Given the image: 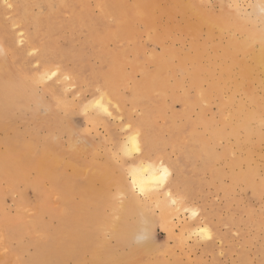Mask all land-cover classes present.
Masks as SVG:
<instances>
[{
    "label": "bare ground",
    "instance_id": "bare-ground-1",
    "mask_svg": "<svg viewBox=\"0 0 264 264\" xmlns=\"http://www.w3.org/2000/svg\"><path fill=\"white\" fill-rule=\"evenodd\" d=\"M24 1L25 0H8L7 3L12 5L11 8H14V11L16 12L15 16L17 17L18 22H20L21 18L23 20L21 22L23 23H26L30 20L32 22L34 18L33 15L27 13L26 17L28 19H25V16L21 14L22 7L24 6ZM92 1L94 3L93 5H95L99 10V20L94 21V19L92 20V17L88 15L90 0H81V4L79 3V5L77 4L78 6L75 5V7H79V11L81 12H86V14L88 13V19L86 18V20L80 22V26L85 27L84 30L85 34L88 36V42L93 46L92 52L100 62V65L97 66V69L95 67V70L102 71L109 69L112 72L108 75L97 73V76L91 79L90 77L82 78L78 75L76 76L83 81L91 80L90 82L92 83L93 87L99 88L97 89L99 93L98 96L94 100H91L90 104H92L96 99H99L101 94H103V103L108 107L109 112H111V107H121H119L121 97L118 91V87L125 86L126 82L130 80V76L126 73L124 69L126 63H128L126 56L128 53V48L126 46L128 35L131 33H138V26L141 24L145 29V33L147 31L148 38L156 41V39H158V36L156 35L158 29H161L165 33L169 34L172 29L177 28V26H179L175 23L173 16L174 12L177 11L184 20L182 30L188 33V44L190 50L185 51L183 49H180L179 51H169L167 47H163V54H157L153 56L154 68L150 70L145 65H143L139 49L136 48V50H134L135 58L132 61H129V63L131 64L132 69L141 71L143 73L142 80L131 85V87H134L132 90V97L138 96L141 91H144L142 97L146 103H143L142 108L147 111L151 108V104H148V102L149 100H152L150 98V95L152 93L158 94V98L156 99L158 100L157 105L161 103L162 100L164 101L165 96H170L171 100L180 101L184 110V115L182 117L184 119V124L174 125L176 121L173 124H170L171 132L168 131V133H170L169 136H167L166 139H162V137H159L160 131L155 129L156 126L159 124L155 126V130L151 128V121L153 122V119L159 114L144 113L140 116V118H138V120L135 121L133 126L134 128H132V130L133 132L139 131L140 144L143 143L144 147L146 146L147 150L145 152L142 151V153L136 158V162L129 163L127 169L128 174L133 168L146 167L148 165L157 167L162 164L169 170L170 175L165 184L160 188L153 189L148 198L139 196L138 193L136 194L132 191V177L130 175L129 185L131 188H129V185H125L126 183L124 182V180L122 182V177L118 180L117 188L118 186L122 187L120 193L125 196L126 204H120L122 202L117 203L115 199L112 201L111 204L110 200L109 204L111 206L110 208L113 210V214L108 217H105L104 214L103 216L101 215L102 217H97L98 229H96L100 230L101 233H104L105 231H107L106 228H109L111 236L109 235V238L106 239H110V237H113V243L109 241L110 244H108L106 241H103L102 237L94 238L95 235L93 236V234L91 236L85 232H72L66 229L65 227L59 229V224L55 225V227L53 226L52 228H49L47 223H43L44 219L46 218L43 217L44 219L41 218L39 220L37 219L36 221V217H33V220L31 221L28 219V221H30V223H28L29 228H31V230L33 228L35 232V226H37V232L40 235H45L48 238L53 234V237L51 243L43 244V240L41 239L39 242L36 241L37 243H34L33 245L34 250L31 248L33 252L27 257H25L26 259L23 263L26 264H67L68 261H71L72 264H153L152 258L156 255L153 252L154 244L148 232V222L151 221L153 216L151 213L148 212L149 210L146 211L143 202L145 200L154 201L160 207V214L158 216V219L169 232L172 231L173 225L171 223L172 217L170 214V212L172 211L170 209L172 207L171 205H173L176 209L179 210L187 209L189 212V217L192 219L191 222L186 221L182 223L180 233L183 234L186 232L188 234H192L194 232L200 231L198 229H205L206 226H200L201 228L196 226L200 221V217H197L200 215V208L194 205L190 206L189 204H187V202H185L186 198L184 197L185 195L182 193L184 190L183 187L185 188L186 186H184L183 183L184 181L182 179L181 168L174 166L173 161L171 163L170 161L166 160V158L162 159L157 157L155 159V157L151 158V156L149 155L153 151L152 149H155L153 144L156 143V141L158 140L161 142L162 145H170L172 148L181 150L183 153H185V155L187 153H196L197 149H199V157L201 159L203 158L207 160L209 155L206 154L207 151L205 147L209 148L208 141L219 143L222 139H224L225 145L223 146V150L225 152H230L233 149L239 152H243V154H235L232 163L234 165H244V170L234 172L232 174V178L235 181H243L244 184H246L247 186L256 185V188L258 187L259 190L264 189V177L261 178L258 183H253L252 177L255 174L257 165L254 163L253 167L250 164L251 161L254 162L255 160H260L262 163H264V150H262L261 146L262 144H264V83L262 81V78L264 76V0H245L247 4H250L249 9L240 7L237 4L238 0L237 2L236 0H217L220 6V10L218 12L215 11L211 5L207 4V0ZM227 1H230V5H227ZM71 3L72 2L70 0H47L44 4H41V7L44 8V10L48 7V11L50 10V12L54 10L50 18V24H52L53 27H57L59 25V27L70 26L71 29H75V24L79 23L71 22L70 19H64L65 17L62 19L57 15V12L59 13V10H62V8L65 9L66 12L70 9V7L72 8ZM164 15L167 16V21L162 22V17ZM190 17H194L196 21H190ZM201 27H204L205 29H201ZM38 30L39 29L30 32L28 35H26V37H24L28 42L36 43L35 35L39 34L37 33ZM70 36L68 34V39ZM215 36L224 37L226 42L221 45H219V43L216 41L212 42L211 39H213V37ZM68 39L65 40L67 41ZM136 39L137 36L131 38V40ZM108 41H113V43L119 44L118 51H112L108 49ZM219 48L221 49V53H217ZM40 49L41 51L38 58L40 60L39 63L41 64V69L39 68L37 71L35 70L36 72L33 73L26 72L25 70H19L18 72H16L13 68L15 63L14 65L10 63L12 56H10L7 51L6 39L0 37V55H2L0 57V91H3L7 94V99H5L6 97L4 99H0V116L6 117L7 113L12 109L17 110L18 108L20 109L21 107H23V104L25 102H22V98L25 97L27 91L25 90L26 93H24L25 95L23 94L24 96L22 95L23 97L21 98L20 93H22V90L21 92L19 91V86L22 85L17 83V81H19L20 79L24 80V82H26L27 86L29 87H37L38 83H43V81L46 79V76H51L52 72H57L56 77L58 78V80L59 77L62 76V79L68 81V84H70L69 86L73 85L69 81L67 71H62L63 73H61L60 70L56 68H51V66L54 64V59L48 54L49 50L46 48V44L44 42L40 45ZM67 49L68 46H66L65 52ZM237 52H241L244 55L248 56L249 61L246 59L236 58ZM173 55H176V58L178 57V62L176 64L173 63ZM224 59H227L229 62H224ZM214 65L220 68V72L217 71L215 73L216 70ZM184 73H186L189 79L187 84L183 83L184 77L181 76ZM12 76H15L13 80L11 79ZM65 76H67L68 79H65ZM54 79L57 80L56 78ZM48 80L49 79H47V81ZM54 82L55 81H53V83ZM48 83H50V81ZM230 84L232 87L227 86ZM253 84H260L263 87H252ZM51 87L43 86V91L45 88L49 91L51 90ZM171 87H183V89H181V93H179V96H176V94L171 93V91H167L169 89L172 90ZM192 89L195 92L194 96L190 97V91ZM30 91H28V93H30ZM227 91H229V94L226 99L220 100L219 96ZM31 93L33 92L31 91ZM57 94L59 93L57 92ZM32 95L33 94H31L30 97ZM50 98H52V101L50 100V103L44 104L47 109L46 113L43 115V112V116H39V118H33L34 120L36 119L35 122H33L32 120V122L36 125V129L34 131H30L28 129H22L23 131H20L21 129H19L20 133H17L16 129L14 128L12 130L15 135H12V138L10 139H7L5 137V146L3 147V150L0 151V171L2 174L7 175V179L11 181L12 179L26 180L27 185L32 187L38 196L37 205L40 207L38 209V212L41 216H43L45 214L42 215V212L45 213L46 211H49L47 207L49 203L48 200L51 201L49 197L55 194L53 191H56L59 185L58 181L56 180V182L54 179V175L56 172L58 174L62 173L59 171V168L61 167H59L58 165L63 164L61 166H65V168L66 166L71 167L72 171L77 174L84 170V173H86L87 176L85 185L80 187L79 184L75 185V183H71V178H67L69 179L70 184H67L65 187H62L64 191L71 194H73V190L76 189L77 196L79 195V191L81 194L80 199L82 198L81 200L83 205L86 206L89 205V203H93V208L91 209V211L95 216H97L99 214L98 212L101 209H99L101 204L100 197L102 196L104 190L102 191L100 186L98 187L99 189L94 188L95 186H93V183L95 180L100 181L101 184L102 182H104L106 174L104 164L106 163V160H104V162L102 161V163H99L100 160L95 161L92 167L90 168H84V165L87 164H83V161L82 163H78L77 161H74L75 159L64 160V158L67 156L66 152L60 149V144L63 142H61L59 139L56 140L63 132H66V135H68V143L70 146H72L68 153L69 158H71V154L81 153L82 151H85L86 147L81 144V146L77 144L78 141L74 140V138L72 137L73 126L71 124V121L66 119L67 121L64 122L62 118L59 119V115H57L59 112H61V110H63L65 112V115L69 116L74 106L76 107V104H67L63 101V99L56 98L53 93L51 94ZM212 100H219V104H216L219 111L218 118L217 115H214L212 118L209 116V119H207L208 117L206 118L205 114L203 113L204 111L200 112L194 119L190 120L186 118V116L188 117V115L190 114H188L187 110H190V107L193 106L194 103L200 105V103L204 101L206 103H212ZM109 101H111L110 104L108 103ZM27 102H29V99L27 100ZM37 102H39V100ZM7 104L10 106L8 110L6 109ZM85 105V102L83 103V105H81L83 106V110ZM27 106L26 108L29 107ZM71 106H73V108H71ZM157 107H159V105ZM89 109L96 108L90 107ZM96 110L101 111L100 109ZM92 117L94 118V120H97L96 117ZM92 117L91 115H87V118H90V120L93 122ZM4 122L6 123V121ZM14 123L15 122H13V124ZM129 124L130 122L127 121L122 126L123 128H127ZM196 124H201L202 130L198 131L196 129ZM41 128H44V131L40 133ZM73 133H75V131ZM129 134L130 133L126 132V136H128ZM182 135L183 137L186 136L188 140H180ZM53 137H55L56 139ZM39 138L42 140V142H40V144L42 143V148L37 151L36 145L37 140L39 141ZM52 138L55 139L53 140V143L51 141ZM126 140L120 143L119 146H117L118 144L114 146L118 147V149H120L121 151ZM113 141L111 142L115 143ZM39 146L41 147V145ZM113 148L115 149V147ZM157 150H155V153L159 154L160 152H158ZM181 151L179 152L181 153ZM34 152H37L38 154L34 155ZM109 152L107 153V156L111 155L112 150H110ZM18 153L22 154V156H19L20 154ZM77 156L79 155L77 154ZM94 158L96 159L97 157ZM88 161H86L85 163H87ZM89 166L90 165H88V167ZM151 176V171H144L138 174L137 180L138 182H143L146 186L151 187L153 184ZM42 179H48L50 181L54 179L52 183H48L50 185V190H48V188L42 182ZM3 184L6 185V183ZM81 184L84 183L82 182ZM8 186L10 187V185ZM247 186L245 187L248 188ZM61 193L60 196H62L63 202H66L64 206L69 203L67 205L66 210L70 213V211H72V204L70 205L68 199H71V196L67 198V196L70 194L65 196L61 195ZM169 193L171 195H169ZM106 195L109 194L107 193ZM95 198H97L98 201H96ZM174 200L176 201V203H173ZM107 206L109 207V205ZM140 206L142 207L143 212L138 210ZM97 209H99L98 212H96ZM9 212L8 215L10 214ZM54 212L56 211L54 210ZM194 212L195 215H193ZM12 213L15 212L13 211ZM37 213L35 212V214ZM29 214H31V212ZM39 214L37 215L39 216ZM49 214L51 213L48 212L47 215ZM86 218L90 222V218L87 216ZM126 219L127 222L131 223H123V221H126ZM22 220L26 221L24 218ZM62 225L63 224H61V226ZM93 226H96V224ZM19 228L21 229L20 226ZM95 228L96 227H94V229ZM75 234H77V238L75 237ZM11 238H13V236ZM30 240L31 239L29 238V241ZM92 241L95 243H91ZM2 243H4V241H2ZM90 243L91 245H89ZM13 245H15V243ZM3 249L4 248L2 247V250ZM2 250L0 251V254H3ZM6 250L9 251L10 249ZM24 253L27 254L26 252ZM85 253H88V256H86ZM8 258L10 257H8L7 255V260ZM13 260L15 261V263L18 262V260ZM10 261L12 262V260Z\"/></svg>",
    "mask_w": 264,
    "mask_h": 264
},
{
    "label": "rangeland",
    "instance_id": "rangeland-1",
    "mask_svg": "<svg viewBox=\"0 0 264 264\" xmlns=\"http://www.w3.org/2000/svg\"><path fill=\"white\" fill-rule=\"evenodd\" d=\"M46 1L47 0H25L23 2L24 6L22 7L21 14L25 16L24 17L25 19H28L26 17L27 13L33 15L34 18L32 22L30 20L26 23H23L21 22L23 21L22 18L20 22L17 21L18 19L15 16L16 12L14 11V8L11 7L8 8L6 6V4H8L7 3L8 0H0V37L6 39L7 51L9 55L12 56L10 63L13 65L15 63L13 68L15 69L16 72H18L19 70H25L26 72L33 73L36 72L41 67V64L39 63L40 60L38 57L41 51L40 45L44 42L46 44V48L49 50L48 54L54 59L53 61L54 64L51 66V68H56L60 70L61 73L67 71L68 73L67 76L69 77V81L73 85L69 86L70 84H68V81L62 79V76L59 77V80L56 76L52 77L51 80L49 79L48 81L47 79H45L46 80V81L44 80L45 82L43 81V83H38L37 85L38 88L36 86H32V87L27 86V83L24 82V80L22 79H20L21 81L20 80L17 81V83L22 85L19 86V91L21 92L22 90V93H20L21 98L25 95L24 93H26L27 91L25 97L22 98V102L23 101L25 102V103L23 102L24 104L23 103L22 104L23 107L24 106L25 107L24 108L21 107L20 109L18 108L17 110L12 109L13 111L12 110L9 111L6 117L0 116L1 118L0 151H2L3 147L5 146V139L6 138L10 139L12 138V135H15L12 129L15 128L17 133H20V131H23L25 129H28L30 131H34L36 129L35 128L36 125L33 123L36 121V119L34 120L33 118H37V117L39 118V116L41 117L46 113L47 109L44 104L50 103V100L52 101V98H50L52 93L56 96V98L63 99V101L66 102L67 104L68 103L76 104V107L74 106V108L73 106H71L73 110L69 116H66L65 112L61 109H60L61 112H59L57 115H59L58 118L59 119L62 118L64 122L67 121L66 119L71 121V124L73 126L72 137L74 138V140L78 141L77 144L79 145L81 144L84 147H86L85 148L86 150L82 151L81 153L71 154L70 155L71 158H69L68 153L72 146H70L68 143V135H66V132H63L57 139L55 137L53 138H55L56 140L59 139L61 142H63V143L60 142L61 143L60 149L66 152L67 156L64 158V160L75 159L74 161H77L78 163L79 162L82 163L83 161V164H87L84 165L85 166L84 168L92 167L95 161L100 160L99 163H102V161L104 162V160H106V163L104 164L106 174H105L104 182H102L103 185L98 180H97L98 182L95 180L96 182L94 181L93 183V186H95L94 188L99 189L98 187L100 186L102 191L104 190L102 196L100 197V201H101L100 207L98 204L99 209L100 208L101 209L100 211L99 209H97L96 211V212L99 211L98 213L100 215L98 214L97 216H95L92 213L91 209L93 208V203L92 204L89 203V205L86 206L83 205L81 200L82 198L80 199L81 194L79 191H78L79 195L77 196L76 189L73 190L72 192L73 194L67 193L66 191L63 190V187H65L67 184H70V181L71 183H75V185L79 184L80 187L85 185L87 176L86 173H84V170L77 174L72 171L71 167L66 166L65 168V166L64 167L61 166L63 164L58 165L59 167H61L59 168V171L62 173L58 174L56 172L54 175V179L55 181L56 180L58 181L59 185L57 190L53 191L55 194L49 197L51 201L48 200L49 202L48 205L49 204L50 205L49 206L47 205L49 209L48 212L51 214L47 215L48 212L46 211L45 213L44 212L41 213L42 215L45 214L43 216H41L38 212V209L40 208L37 205L38 196L35 193V190L29 185H27L26 180L12 179L11 181L7 179L8 177L7 175L2 174L0 171V201L2 200L0 202L1 204L0 214H2L0 215V240L4 241V243L0 241V251L2 250V247L4 248L2 250L3 254L6 251L5 252L6 255L5 254L3 255L2 253L0 254L1 255L0 264H13L14 261L13 259L18 260V262L16 263L14 261V264H26L23 262L26 259L25 257H27L29 254L33 252L34 243L36 244L37 242L40 241V239L43 240V244L51 243L53 234L52 236L47 238L45 235H40L37 232V226H35L36 227L35 232L33 228L32 230L31 228H29L28 223H30V221L33 220V217H36V221L37 219L39 220L41 218L42 219L46 218L44 219V221L43 220L42 221L45 224L47 223L49 228H52L53 226L55 227V225L59 224L60 225L59 229L65 227L66 229L72 232L73 231L85 232L91 236L93 234V236L95 235L94 238L102 237L103 241H106L108 244H110L109 241L113 243L114 241L113 237H110V239H106L109 238V235L111 233L109 228H106L107 231H105L104 233H101L100 230H96L98 229L97 217L98 218L102 217L103 214L105 217L106 216L108 217L113 214V210L110 208L111 206L109 204L110 200H111V204L114 199L117 201V203L122 202L120 204H126L125 196L122 193H120L122 187L118 186L117 188L118 180L121 179L122 177L121 179L122 182L124 180V182L126 183L125 185H129V174L127 171L129 163L136 162L137 161L136 158L142 153V151L145 152L147 150L146 146L144 147V144L142 143L141 153H133L132 156H124L122 150L120 151L118 147L114 146L117 144H118L117 146H119L120 143L126 140L127 137L126 132L128 131L127 128H123L122 125L125 122L129 121L130 122L129 125H131V127L134 128L133 126L135 121L138 120V118H140L142 114L144 113L159 114L153 119V122L151 121L152 124L151 128L154 129L155 126L159 124L156 126L155 129L160 131L159 137H162V139H166L167 136H169L170 134L168 133V131L171 132L170 124H173L175 121L176 123L174 125L184 124V119L182 118L184 115V110L180 101L171 100L170 96H165L164 101L162 100L161 103L158 104L159 107H157L158 100L156 99L158 98V94L152 93L150 95V98L152 100H149L148 102V104H151V108L150 110L147 111L142 108L143 103H146L142 97L144 91H141L138 96L132 97V90L134 87H131V85L133 83L140 82L142 80L143 73L141 71L132 69L131 64L129 63V61H132L135 58L134 50H136V48L139 49L140 57H142L143 65H145L150 70L154 68L153 56L157 54L158 55L163 54L162 53L163 47H167L169 51H179L180 49H183L185 51L190 50L188 44V40H189L188 33L182 30V25H184V20L182 16L179 14V12L176 11L173 14L174 21L179 26H177V28L172 29V31L169 34L165 33L161 29H158L156 32L158 39H156V41L148 38L147 31L145 33V29L141 24L138 26V33L136 32L137 34L131 33L128 35V40L126 42V46L128 48V53L126 55L128 63H126L124 69L126 73L130 76V80L126 82L125 86L118 87V91L121 97V102L119 103V107L120 106L121 107L120 108L111 107L110 108L111 115L103 111H97L96 109H89L87 115H91V117L94 116L97 118V120H94V118L92 117L93 119L92 122L90 118L89 119L87 118V115H84L83 106L81 105H83L84 102L86 105H90V101L94 100L98 96L99 93L97 89L99 88L93 87L92 83L90 82L91 80L83 81L76 76L78 75L82 78L90 77L91 79V78H95L97 76V73L108 75L111 74L112 71L109 69L102 71L95 70V67L97 69V66L100 65V62L92 52L93 46L88 42V36L85 34V30H84L85 27L80 26V22L86 20V18L88 19L87 16L88 13L86 14V12L79 11V7H77L79 3L81 4V0H70L72 2L71 3L72 8L70 7V9L67 10V12L63 8L62 10L61 9L59 10L60 11L59 13L57 12V15L62 19L65 17L64 19H70L71 22L79 23V24H75V29H71L70 26L59 27L58 25L57 27H53L52 24H50V18L54 10L50 12V10L48 11L49 9L48 7L45 10L44 8L41 7V4H44ZM56 1H61V0H56ZM93 4H94L93 1L90 0L88 15L92 17V20L94 19V21H97L99 20L98 18L100 17V13L98 8ZM207 4L211 5L214 8V10L217 12L220 10L219 8L220 6L217 0H207ZM237 4L245 9H249L250 7V4L249 3L247 4L245 0H238ZM73 5L74 7L75 5H77L75 7V10ZM227 5H230V1H227ZM189 20L192 22L196 21L194 17H190ZM163 21H167V16L164 15L162 17V22ZM37 29H39L37 32L39 34L35 35L36 43L28 42L25 38L26 35H28L30 32L36 31ZM201 29H205V28L201 27ZM68 34L69 36L71 35L69 39H68ZM134 36H137V39L131 40V38ZM65 39L68 40L66 41ZM211 41L212 42L216 41L219 43V45L224 44L226 42L224 37L222 36H215L213 37V39H211ZM66 46H68V49L65 52ZM118 47L119 44H115L113 43V41H108V49L112 51H118L119 49ZM217 53H221L220 48L218 49ZM176 55H173L172 58L174 64L178 62V57L176 58ZM1 56L2 55H0V57ZM236 56H237L236 58L238 59H246L249 61V57L241 52H237ZM224 62L228 63L229 61L227 59H224ZM214 66L216 70L215 73L217 71L220 72V68L216 65ZM181 76L184 77L183 83L187 84L189 79L186 73L182 74ZM14 77L15 76H12L11 79L13 80ZM54 78H56L58 81L55 80ZM49 81L50 83H48ZM53 81H55L54 82L55 84L53 83ZM262 81L264 83V76L262 78ZM43 86L51 87V90H49L51 93L46 88L43 91ZM227 86L232 87L231 84ZM252 87H263V86L260 84H253ZM171 88L172 90L169 89L167 91H171V93L176 94V96H179V93H181V89H183V87L182 88L171 87ZM30 90L33 93H31ZM28 91H30V93H28ZM57 92L59 94H57ZM190 92H191L190 97H193L195 91L192 89ZM31 94L33 95L30 97ZM228 94L229 91L223 93L222 95L219 96V99L220 100L226 99ZM4 98L7 99V94L4 93L3 91H0V99H4ZM28 99L30 103L27 102ZM38 100L39 102H37ZM216 104H219V100L216 101L212 100V103H206L204 101L200 103V105L194 103L193 106L190 107V110H187L188 114L190 113L188 117L186 115L185 116L186 118L191 120L194 119L200 112L204 111L203 113L205 114L206 118L208 117L207 119H209V116L212 118L214 115H217L218 118L219 111ZM26 106L28 108H26ZM9 108L10 106L7 104L6 109L8 110ZM15 116L17 119L15 118ZM4 121H6V123ZM13 122L15 123L13 124ZM196 127L198 131L202 130L201 124H196ZM19 129L21 130L19 131ZM43 131L44 128H41L40 133ZM74 131L75 133H73ZM182 137L180 138V140H188L186 136L183 138ZM53 138L51 139L52 143L53 140H55ZM111 141L115 142L116 144L112 143ZM40 142H42V140L39 138V141L37 140L38 146L36 145L37 151L40 148H42V143L40 144ZM64 142L66 143V145ZM208 142H209V148L205 147L207 151L206 154L209 155L207 160L203 158L201 159L199 157V151H200L199 149H197L196 153L195 152L187 153L186 156L185 153H183L181 150L172 148L170 145H166V144L162 145L159 140L153 144L155 149H152L153 151L151 152V154H149L151 158L153 157H155V159L157 157L162 159L166 158V160L170 161L171 163L173 161L174 166L181 168L182 179L184 181L183 183L184 186H186L185 188L183 187L184 190L182 193L185 195L184 196L186 198L185 202H187V204H189L190 206L193 205L198 206L201 212L203 211L202 213L200 212L199 216H197L200 217V221L196 226L198 227L206 226L205 229L208 231L209 234V238H202L199 235L200 231H197L198 233L194 232L192 234L191 233L188 234L186 232L183 234L180 233L182 228L181 227L182 223L186 221L191 222L192 219L189 217V212L187 209L179 210L176 209L173 205H171L172 207L170 208L172 210L170 214L172 217L171 223L173 225H172V231L169 232L166 230V228L161 224L160 220L158 219V216L160 214L159 213L160 207L154 201H148V200L143 201L146 211L149 210L148 212L151 213L153 216L151 221L148 222V226H149L148 232L154 244L153 252L156 255L155 257L152 258L153 264H172V263L173 264H264V193H263L264 189L259 190L258 187L256 188V185L247 186L246 184H244L243 181H235L232 178L233 177L232 174L234 172L244 170V165H234L232 163L234 155L243 154V152H239L235 149H233L230 152H225L223 150V146L225 145L224 139H222L219 143H214L213 141H208ZM39 145H41V147ZM111 146L115 147V149ZM261 146H262V150H264V144H262ZM110 150H112V153L110 156H107V153ZM155 150H157L160 153L159 154L155 153L156 152ZM179 151H181V153ZM33 154L35 155L38 153L34 152ZM77 154L79 156H77ZM19 156H22V154H20ZM94 157L97 158L95 159ZM86 161L88 162L85 163ZM254 163L257 166H256L255 174L252 177V181L254 184H256L261 178L264 177V163H262L260 160H255L254 162L251 161L250 163L251 166L254 167ZM88 165L90 166L88 167ZM67 178H71L76 182L72 181L71 179L69 181V179ZM52 181L48 179L46 180L42 179V182L45 184L48 190H50L49 189L50 185L48 183L49 182L52 183ZM82 182L84 184H81ZM3 183H6V185H4ZM7 184L10 185V187ZM245 186H247L248 188H246ZM250 187H252L253 189ZM129 188H131L130 185ZM132 191L136 194L138 193V191H134V190ZM60 193L61 195H65V196L70 194L67 196V198L71 196V199L69 198L68 202H70V205L72 204L73 206V207L71 206L72 211H70V213L66 210L67 205L69 203H67V205L64 206L66 202L65 203L63 202ZM107 193L109 195H106ZM72 195L74 198L72 197ZM108 196H110L111 198ZM95 199L96 201H98L97 198ZM107 205H109V207ZM53 208L56 212H54ZM138 210L143 212L141 206L138 208ZM13 211L15 213H12ZM8 212L10 213L9 215ZM30 212L31 214H29ZM35 212L36 213L38 212L37 214H39V216L35 214ZM72 213L75 215H73ZM86 216L90 218V222L88 221ZM10 218H12L13 220ZM23 218L26 221L22 220ZM28 219L30 221H28ZM22 221L24 224L22 223ZM124 222H126L127 224L131 223V222H127V219L126 221H123V223ZM61 224L63 225L61 226ZM95 224L96 226H93ZM19 226L21 227V229L19 228ZM94 227L96 228L94 229ZM30 234L33 236H31ZM12 236L13 238H11ZM75 237L77 238V234H75ZM29 238L31 239L30 241ZM14 243L15 245H13ZM91 243L94 244L95 242L92 241ZM91 243L89 245H91ZM21 245L23 246L24 249L22 248ZM26 246H28L29 249ZM6 249L8 250L10 249V250L7 251ZM12 250H19V251H12ZM24 252H26L27 254H25ZM11 253L14 255H12ZM85 254L86 256H88V253ZM7 255L11 259L8 258L7 260ZM10 260H12V262ZM67 264H72V263L71 261H68Z\"/></svg>",
    "mask_w": 264,
    "mask_h": 264
},
{
    "label": "snow or ice",
    "instance_id": "snow-or-ice-1",
    "mask_svg": "<svg viewBox=\"0 0 264 264\" xmlns=\"http://www.w3.org/2000/svg\"><path fill=\"white\" fill-rule=\"evenodd\" d=\"M7 7H12L11 4H6ZM57 75V72H52L51 76H46V79H51L52 77H55ZM65 79H68L67 76H65ZM104 96L101 94L99 99H96L92 104L86 105L84 107V115L88 114V109L90 107L100 109L101 111L108 113L111 115V113L108 111V107L103 103ZM109 104L111 101L108 102ZM127 131L130 133L127 136V140L125 141L123 147H122V153L124 156H132L133 153H141L142 148L139 141V131L133 132L131 125L127 126ZM144 171H151L152 176L151 179L153 181V184L151 187L146 186L143 182H138L137 176L139 173H142ZM129 175L132 177V187L134 191L138 190V195L143 196L145 198H148L153 191V189L160 188L165 184V182L168 180V177L170 175L169 170L164 167L162 164L153 167L152 165H148L146 167H140V168H133L130 170ZM169 195H171L169 193ZM173 203H176L174 200ZM195 215V212L193 213ZM199 235L202 238H209V234L206 229H200Z\"/></svg>",
    "mask_w": 264,
    "mask_h": 264
}]
</instances>
